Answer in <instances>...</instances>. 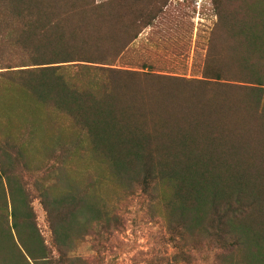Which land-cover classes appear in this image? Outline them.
<instances>
[{"label": "trees", "instance_id": "trees-1", "mask_svg": "<svg viewBox=\"0 0 264 264\" xmlns=\"http://www.w3.org/2000/svg\"><path fill=\"white\" fill-rule=\"evenodd\" d=\"M170 2L0 0V264H116L130 207L145 264H264V0H210L196 77L130 58Z\"/></svg>", "mask_w": 264, "mask_h": 264}, {"label": "rangeland", "instance_id": "rangeland-1", "mask_svg": "<svg viewBox=\"0 0 264 264\" xmlns=\"http://www.w3.org/2000/svg\"><path fill=\"white\" fill-rule=\"evenodd\" d=\"M214 21L210 0H171L164 19L140 36L132 47L130 58L153 64L164 72L196 77L205 50L203 39ZM34 207L38 225L47 236L44 213L39 203L35 202ZM130 209L125 231L113 242V253L117 255L116 264H145L163 252L155 246L161 228L159 224L144 223L146 219L142 218V213L135 216L134 208ZM105 257L109 262L112 253Z\"/></svg>", "mask_w": 264, "mask_h": 264}]
</instances>
